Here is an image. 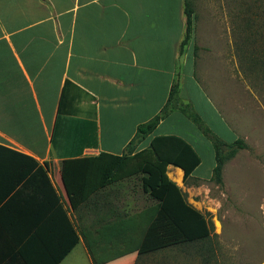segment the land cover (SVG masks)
<instances>
[{"label":"crops","instance_id":"crops-1","mask_svg":"<svg viewBox=\"0 0 264 264\" xmlns=\"http://www.w3.org/2000/svg\"><path fill=\"white\" fill-rule=\"evenodd\" d=\"M183 9L184 0H0V264H92L81 238L69 250L74 241L70 227L87 228L85 212L77 211L86 200L84 187L99 182L90 161L101 154L125 152L137 127L165 105L178 72L182 71L179 98L190 103L223 141L238 138L204 85L202 75L212 71L204 59L215 54L194 52L196 14L191 39L179 54L185 32ZM216 56L222 66L223 57ZM66 81L94 99L81 98L69 107L68 118L91 119L86 117L92 114L91 105L96 113L97 146L82 148L75 158L58 154H77L84 130L80 125L74 126L78 133L70 135L71 143L59 134L57 150L52 144ZM162 136L184 140L199 156L188 188L181 169L169 165L166 174L187 192L188 204L203 213L194 185L212 176L210 142L182 113L173 111L132 154ZM29 158L44 173L31 170ZM96 193L91 229L142 215L154 205L142 190L141 175ZM142 216L121 232L129 253L107 264H181L180 254L185 263L199 255L200 245L138 255L151 218Z\"/></svg>","mask_w":264,"mask_h":264},{"label":"rangeland","instance_id":"rangeland-1","mask_svg":"<svg viewBox=\"0 0 264 264\" xmlns=\"http://www.w3.org/2000/svg\"><path fill=\"white\" fill-rule=\"evenodd\" d=\"M193 4L197 48L215 54L204 59L206 69L212 70L202 75L204 85L224 120L247 145L224 165L222 184L209 180L194 185L195 198L216 234L204 244V258L206 264H264V0ZM85 215L86 227H92L91 212ZM198 256L185 263L182 253L177 260L201 264Z\"/></svg>","mask_w":264,"mask_h":264},{"label":"trees","instance_id":"trees-1","mask_svg":"<svg viewBox=\"0 0 264 264\" xmlns=\"http://www.w3.org/2000/svg\"><path fill=\"white\" fill-rule=\"evenodd\" d=\"M183 12L185 16V32L179 47L180 55L183 53L184 47L188 45L194 29L195 11L193 0H184ZM197 50L198 48L195 47L194 52ZM79 92L83 93V96H79ZM179 92L180 73L178 72L170 87L165 105L152 119L137 127L136 135L126 146L125 152L121 156L101 154L90 161V165L97 170L99 182L96 186L87 184L86 188L84 187L86 200L77 211L86 212L91 210L94 193L132 176L141 175L142 190L154 200V205L149 206L148 210L142 214H145V216L149 215L148 217L151 218L138 249V255L151 254L169 247L200 245L201 248H199L198 254L200 255L201 253L200 256L203 260H206L203 254L206 251L204 244L213 236H216L214 225L203 213L188 204L185 194L175 183L169 180L166 174L167 166L169 165L179 168L183 172V183H187L193 170L200 164L199 156L189 144L174 136L153 138L147 149L135 154H132L133 150L137 143L151 134L159 122L168 116L169 113L179 111L210 142L215 159V166L212 170L210 181L220 185L222 184V171L226 162L232 159L239 150L246 149L247 145L240 138L231 143L219 138L194 111L192 105L183 102L179 98ZM81 98L87 101H94L93 97L86 95L72 83L66 81L62 88L52 136L54 148L57 150L56 143L59 134L61 136L65 135L66 138L64 140L67 139L68 143H71V136L75 137L72 133H78V131L73 130L74 126L80 125L84 130L80 134L81 144L76 151L77 154H58L59 158H75L80 156L82 148L97 146L94 105L89 107L92 110V114H86V117L91 119L76 120L68 118L70 115L69 107L75 104L78 105ZM29 161L32 162L31 170L37 168V173H44L42 168L37 167L35 161L30 158ZM44 177L47 181L45 174ZM142 215L137 214L126 220L102 223L95 229L70 227L74 241L70 244L69 250L81 238L92 264H107L126 256L129 250L121 239V232L138 224Z\"/></svg>","mask_w":264,"mask_h":264}]
</instances>
